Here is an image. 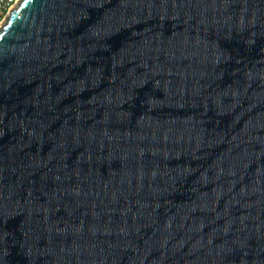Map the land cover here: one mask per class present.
Segmentation results:
<instances>
[{"label":"water","instance_id":"1","mask_svg":"<svg viewBox=\"0 0 264 264\" xmlns=\"http://www.w3.org/2000/svg\"><path fill=\"white\" fill-rule=\"evenodd\" d=\"M0 114V264H264V0H22Z\"/></svg>","mask_w":264,"mask_h":264},{"label":"built area","instance_id":"2","mask_svg":"<svg viewBox=\"0 0 264 264\" xmlns=\"http://www.w3.org/2000/svg\"><path fill=\"white\" fill-rule=\"evenodd\" d=\"M21 0H0V29L5 26L11 12L17 7Z\"/></svg>","mask_w":264,"mask_h":264},{"label":"snow or ice","instance_id":"3","mask_svg":"<svg viewBox=\"0 0 264 264\" xmlns=\"http://www.w3.org/2000/svg\"><path fill=\"white\" fill-rule=\"evenodd\" d=\"M85 3H88L92 6H102L104 3V0H84ZM96 36L100 35V31H96L94 33ZM0 123H2V114H0ZM2 131H0V136H2ZM5 241V236L2 230H0V245H3Z\"/></svg>","mask_w":264,"mask_h":264},{"label":"bare ground","instance_id":"4","mask_svg":"<svg viewBox=\"0 0 264 264\" xmlns=\"http://www.w3.org/2000/svg\"><path fill=\"white\" fill-rule=\"evenodd\" d=\"M22 1V0H21Z\"/></svg>","mask_w":264,"mask_h":264}]
</instances>
